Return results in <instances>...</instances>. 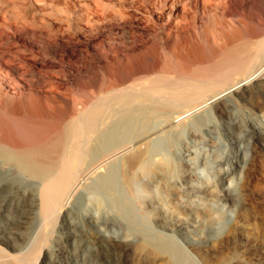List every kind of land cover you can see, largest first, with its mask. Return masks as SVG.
<instances>
[{
	"label": "bare ground",
	"instance_id": "bare-ground-1",
	"mask_svg": "<svg viewBox=\"0 0 264 264\" xmlns=\"http://www.w3.org/2000/svg\"><path fill=\"white\" fill-rule=\"evenodd\" d=\"M196 161L217 173L205 195ZM183 163L177 184L200 194L158 226L204 254L208 221L245 231L230 184L249 196L264 173V0H0V264L159 258L169 247L129 240L105 204Z\"/></svg>",
	"mask_w": 264,
	"mask_h": 264
},
{
	"label": "rangeland",
	"instance_id": "rangeland-1",
	"mask_svg": "<svg viewBox=\"0 0 264 264\" xmlns=\"http://www.w3.org/2000/svg\"><path fill=\"white\" fill-rule=\"evenodd\" d=\"M188 150H190V155L187 157L183 149L179 153L181 156L183 155L182 157L185 156V160L192 159L195 156L193 148L190 147ZM200 150L201 154L205 152L202 149ZM163 153L165 154V152ZM169 157L170 156H168V158ZM176 157L177 154H175L173 158L175 162L178 163L175 159ZM170 158L172 159V157ZM201 163L200 161H196L193 165L194 177L199 178V181H195L193 184L196 187H200L199 191L205 195L207 192L206 190L209 189L211 185L215 184L217 173L214 169L209 166L206 167V165L203 166ZM152 166L153 164H149V167ZM178 166V171L163 169L162 179H157L158 177L152 175L153 172H150L148 176L142 179L134 177V180H132L131 193L124 195L121 192L118 196V198L122 199L124 208L114 209L111 204L106 202L105 205L109 213L116 218L125 235H127V237L129 236V240L136 244L155 243L159 246L169 247L168 253L162 254L159 258L155 259L149 258L146 251H132L128 258L129 264H264V173L258 172L254 175L253 192L249 196L243 195L242 176L235 179L229 186V190H234L239 197V201L244 203L248 208L246 227L249 230L245 227V231L241 236L230 240L229 231L231 222L225 225L221 221H217L218 219H215L213 221L221 222L216 225L213 221H208L206 224L211 227L214 237L211 239V246L207 252L198 254L187 246L178 235H170L168 231L163 230L160 225L158 226V221L160 222L158 217L168 218L169 216L171 218L178 217L180 219H185L188 206L185 207V202L181 203V198L187 199L184 197L185 191L188 190L196 195L200 194L198 190H191L190 188L184 189L183 186L177 184L180 179L186 180V177L183 176V170L185 169L184 163ZM175 193L180 197L172 202L171 194ZM191 199L193 201L195 200L196 205L200 207L208 206L207 208H210L207 199L202 198L200 200L197 197H191ZM197 200L199 201L197 202ZM235 217L236 210L234 208H225L221 216V218H230L232 221ZM250 217H252V219ZM249 221H251V223ZM254 231H256V235ZM257 232L259 234H257ZM260 234L263 235V237ZM244 235L245 237H243ZM147 247H150V245H147ZM222 247L224 249H222Z\"/></svg>",
	"mask_w": 264,
	"mask_h": 264
}]
</instances>
